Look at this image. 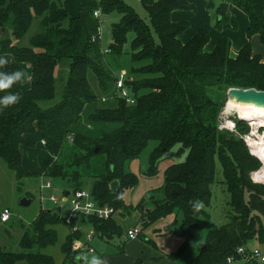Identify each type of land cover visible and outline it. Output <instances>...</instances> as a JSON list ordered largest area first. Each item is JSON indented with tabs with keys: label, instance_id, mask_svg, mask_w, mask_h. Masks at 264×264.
I'll use <instances>...</instances> for the list:
<instances>
[{
	"label": "trees",
	"instance_id": "obj_1",
	"mask_svg": "<svg viewBox=\"0 0 264 264\" xmlns=\"http://www.w3.org/2000/svg\"><path fill=\"white\" fill-rule=\"evenodd\" d=\"M50 1L0 0V26L6 25L10 31V36L0 39V54L13 58L1 71L20 70L18 64L26 62L31 74L29 87L15 92L22 97L19 104L0 111V160L6 168L16 179L39 176L21 167L18 150L19 145L31 144L23 134L37 130L45 150L53 157L41 176L67 181L72 190L83 188V181L90 178L92 198L99 205L117 208L122 205V190L137 181L134 174L124 170L125 162L136 158L149 140H156L144 172L153 175L158 161L177 144L185 155L164 168L160 186L163 196L152 198L148 206L136 205L142 227L180 212V223L172 231L180 242L167 256L180 258L189 246L192 231L204 226L216 160L220 165L219 181L228 195L226 221L205 233L189 264H226L228 257L240 258L236 249L251 239L264 243V181L250 179L260 161L239 137L248 126L234 119L233 131L219 129L220 104L205 93L207 87L264 90V60L250 52L249 43L231 56L229 40L221 36L206 52L203 46L208 32L203 28L181 43L177 36L186 29L187 22H172L169 13L174 9L194 11L187 0H138L148 23L122 0H77L75 17L67 14L65 5L48 12ZM228 3L247 16L246 37L256 33L264 44V0H218L214 9L216 27L222 21L236 27ZM205 7L212 8L210 0H205ZM96 9L100 14L119 15L110 25L109 52L119 54L131 32L129 57L132 62L145 61L131 68L137 78L125 80L135 95L133 104H126L112 93L114 77L100 49L99 18L92 15ZM34 17L42 29L32 34L26 45H17L15 42L26 35ZM62 21H66L65 26H55ZM64 59L68 60L65 83L59 99L53 101L54 68ZM90 77L95 80L97 94L90 86ZM99 95H108L109 100L96 106ZM48 102L52 103L46 105ZM67 140L71 150L62 157ZM112 181L116 186L110 189ZM29 193L25 192L28 199ZM194 203L198 207L194 208ZM58 222L64 224L54 212L39 209L29 229L22 232L18 250L0 248V264L20 260L25 264H52L50 255L41 249L54 244L53 225ZM91 224L102 238L121 234L110 218H92ZM70 240L67 233L61 243L67 257L71 254Z\"/></svg>",
	"mask_w": 264,
	"mask_h": 264
},
{
	"label": "rangeland",
	"instance_id": "obj_2",
	"mask_svg": "<svg viewBox=\"0 0 264 264\" xmlns=\"http://www.w3.org/2000/svg\"><path fill=\"white\" fill-rule=\"evenodd\" d=\"M128 4L132 9L141 17L145 22H149L146 11L143 9L142 5L138 0H122ZM212 3V8H206L203 10L198 7L199 3L194 2V13H186V20L188 21L189 28L192 29L197 25H201L203 29H206L210 34L216 31H221L226 25L227 21H222L218 27L215 26V17H212L214 13L215 6L218 0H210ZM205 3V0H204ZM64 5V4H63ZM230 7H235L231 3L228 4ZM237 8V7H236ZM228 10V8H227ZM208 14V20L206 18V12ZM229 12V11H228ZM118 14L116 12H110L108 14H99V44L101 51L103 52V59L109 70V74L115 77L120 71L128 79L137 78L136 74L131 73V68L143 64L145 61L132 62L129 57V42L132 37V33L129 32L126 36V41L122 45L121 52L117 55L106 52L108 49V43L110 41V25L112 22L118 20ZM188 28V26H187ZM186 28V29H187ZM34 28L31 26L29 33L33 32ZM28 33V34H29ZM153 38L156 40V36L152 32ZM66 70H64L65 78ZM90 86L98 93L95 80L90 77ZM226 91L227 88L219 87H207L205 88V93L213 100L220 104V111L217 116V123L219 129L229 130L228 127L234 126V119H238L237 114L233 111L228 113H223L225 101H226ZM112 93L113 86H112ZM101 98L104 100L102 101ZM109 100V96L99 95L96 102V106L104 105L105 102ZM231 121V124H230ZM244 123L248 126L250 123L246 119H242ZM264 124V120L262 122ZM249 128V127H248ZM264 134V127L258 128L257 134H255V139H259L260 136ZM251 138V137H250ZM156 140H149L146 146L140 151L138 156L132 160L126 161L124 164V170L134 174L137 178L136 184L132 188L123 189L121 192V203L122 205L115 208V213L113 215L116 225L122 230L120 240L119 236H112L109 239L102 240L100 238H93L90 245L95 249L97 254L106 256L109 260V264H134L136 258L145 260L146 264H151L153 261V256L155 251H172L175 248L176 237L172 233L176 229L181 220L180 212L174 211L164 218H158L148 225L142 227L139 220L140 210L136 206L141 203L143 207L148 206L152 198H161L163 196L161 190V184L163 181L162 173L165 166L183 160L185 153L178 150V145H173L160 159L157 163V172L153 175H145L144 172L148 167V157L150 151L156 146ZM34 174V173H33ZM252 175V173H251ZM250 175V177H251ZM220 165L216 160L214 162V182L210 185V201L209 205L205 207V211L208 216L205 218L204 226L200 229H194L192 231V238L189 243L188 250L183 253L182 257L177 260V264H189L190 260L195 257L198 252L199 246L205 233L212 227L221 225L225 223L226 217V202H227V192L225 191L224 184L220 182ZM36 177H21L16 179L13 172L8 170L3 163L0 162V209L6 207L9 212V218L6 222H0V248L3 250H18V241L22 232L29 229V224L33 220V216L37 214L39 209L49 208L54 209L52 204L38 206L37 201V187L35 182ZM251 179V178H250ZM50 189L44 190L43 195L47 193H53L59 196L60 192L63 190H72L70 186L65 187L64 180L52 179ZM254 181V182H262ZM91 183L90 178H86L83 181V188L85 190L89 189ZM29 191V203L26 205H20L19 200L25 197V192ZM65 208L60 210V214H64ZM53 212V211H52ZM32 219V220H31ZM28 221V222H24ZM138 223L140 227V234L135 239L125 240L124 233L127 227ZM166 227V228H164ZM56 233V239L54 244L48 245L43 248V252L50 255L52 259V264H72L68 259L72 256L67 257V255L61 250V243L68 233V229L64 227L61 222L53 225ZM165 230H164V229ZM83 230L87 229L82 228ZM124 231V232H123ZM121 241V243L119 242ZM124 241V242H123ZM155 245V246H154ZM247 249H258L264 250V243L259 242L257 238H253L247 242L245 245ZM157 250H156V249ZM123 250V251H121ZM76 259V257H75ZM134 259V260H133ZM170 259V258H169ZM174 260V259H172ZM73 262L83 264L82 261H77L73 259ZM81 262V263H80ZM141 262V261H140ZM234 262L239 263L235 260ZM244 263V262H243ZM14 264H25L24 261H17ZM155 264V263H153ZM246 264H260L256 262L246 263Z\"/></svg>",
	"mask_w": 264,
	"mask_h": 264
},
{
	"label": "crops",
	"instance_id": "obj_3",
	"mask_svg": "<svg viewBox=\"0 0 264 264\" xmlns=\"http://www.w3.org/2000/svg\"><path fill=\"white\" fill-rule=\"evenodd\" d=\"M187 1L190 4H192L193 6H195L194 3L195 4L199 3L198 7L202 8L203 10H205L204 0H187ZM63 4L65 5L67 14L70 17L77 16V14H78V1L77 0H51L49 2V4H48V12H52L56 8L62 7ZM227 8H228L229 13L232 15V17L236 21V27L232 28L230 23L227 21L228 25H226L224 27V29H222L221 31H216L215 33L210 34V35L208 33V40L205 43V45L203 46V50L206 51V52H210L212 50L213 46H214L215 40L218 37L224 36V37H226L229 40V45H230L229 46V54L231 56L234 55V53L242 45H244L246 42H248L249 46H250V52L252 54H254V55H258L261 60H264V44H262L260 42L258 34L253 33L248 38L246 37L245 29H246L248 20H247V16L245 15V13L242 10H240L239 8H236V6L235 7H230L229 5H227ZM194 12H195V8H194V11L174 9V10L170 11L169 19L172 22H176V21H179V20H184V21L188 22L186 20V15H187L186 13H191L192 14ZM263 13H264V10H263ZM212 17H215V13H212ZM206 18L208 20L207 12H206ZM65 24H66V21H62V22L57 23L55 26H65ZM31 26L34 28L33 32L29 33V30H28V32L26 33V35L22 39L17 40L15 42L17 45H26L28 38L32 34H34L36 32H39L42 29L40 27L39 23H38V19L35 18V17L32 20V23H31L30 27ZM187 26H188V28L186 27L187 29H184L177 36V39L181 43L186 42L196 32V30H198L200 28H203V27H201V25H197L196 27L190 29L188 23H187ZM6 36H10V31H9L8 26H6V25L0 26V39L3 38V37H6ZM0 56L6 57V59L9 62H13V58H12V56L10 54L1 53ZM67 64H68V60L64 59V60L58 62L56 64L55 68H54V99H53V101H57L59 99L60 95H61V91H62V88H63L64 83H65V79H66V75H65V78L63 79L64 70H66V74H67V69H68ZM18 65L20 67V70H22L25 73L26 79H25V81L22 84H17L11 90L13 93L21 91V90H24V89H27L29 87V81H30L29 78L31 76V74H30V66H29L28 63L21 62ZM0 71H1V69H0ZM52 102H48L46 105H49ZM23 137L26 140H28L31 144L29 146H25V145H19L18 146V150H19V153H20V165H21V167L24 170H26V171H28L30 173L38 174L39 176H41V174L44 171V169L53 160V157L45 150V148L43 146V141L41 139V134L37 130L32 132V133L23 134ZM70 150H71V144H70V141L67 140L66 143L64 144L62 150H61L62 157H66L70 153ZM0 162L3 163L1 160H0ZM156 172H157V169H156ZM38 177L35 178V182H37L36 183V187H37V184H38ZM52 179H55V178L54 177L50 178V180H52ZM64 183H65V187L69 186L67 181H64ZM65 192H67V191L63 190V193H65ZM44 205H48V204H44ZM38 206H41L39 202H38ZM46 210H50L51 211V208H49V206H47ZM0 211H1V209H0ZM115 211L110 216V219L114 222V224H116V221L113 218V215H114ZM35 216H36V214H35ZM35 216H33L32 219H34ZM166 216H164V217H166ZM164 217H161V218H164ZM24 222H28V221H24ZM131 226H138V223H136L134 225H131ZM131 226H129V227H131ZM64 227L67 230V227L65 225H64ZM129 227H127L126 230ZM164 228H166V227H164ZM121 233H122V230H121ZM120 236H121V234L119 235L118 240H120ZM95 238H100L102 240H106L105 238H102L99 235L96 236ZM125 240H132V239H126L125 238ZM175 241H176L175 248H173L172 251H174L176 249V247L178 246V244L180 242V238L176 237ZM119 242L121 243V241H119ZM187 250H188V248H187ZM121 251H123V250H121ZM168 253H170V251H165L164 252V251L158 249L157 252L155 251V255L153 256V261L151 262V264H153V263H155V264H177L178 263L177 260L169 259V257L167 256ZM72 257H73L74 260H76L73 255H72ZM73 259L70 261V262H72V264H79L77 262H73ZM136 260L141 261L140 264H146L145 260H143V259L141 260L140 258L137 257ZM235 260L239 261V263L234 262ZM230 264H244V263H243V261L240 258H238V259H234Z\"/></svg>",
	"mask_w": 264,
	"mask_h": 264
},
{
	"label": "built area",
	"instance_id": "obj_4",
	"mask_svg": "<svg viewBox=\"0 0 264 264\" xmlns=\"http://www.w3.org/2000/svg\"><path fill=\"white\" fill-rule=\"evenodd\" d=\"M99 14L100 13L98 9L92 12L93 17L96 18H99ZM106 52H109V50L107 49ZM125 80L126 77L121 71L114 77L113 95L116 98L122 99L126 104H133L135 95L125 84ZM101 100L103 101L104 99L101 98ZM220 127L222 126H219V128ZM248 127V131L244 134L239 135V137L248 147L249 152L260 161L258 156H256L252 151L253 145L250 143V141L255 139L253 137H255V134H257L258 128L264 127V124L262 123L259 125H252L251 123H249ZM228 129L231 131L234 130L233 123L231 127H228ZM261 166L262 162L260 161V167ZM250 178L252 181H254L252 179V176ZM50 187V178L39 176L36 197L41 206H43L44 204H52L54 207L52 211L62 220L64 225L67 227L68 233L71 235L69 246L71 254L74 257H77L81 251L93 249V247L90 245V242L94 237L98 236V233L95 232L91 224V219L94 218L99 220H106L110 218V216L115 211V208L107 204L99 205L92 198L89 189L85 190L84 188L69 190L66 193H63V191H61L59 196H56L50 192L46 195H43L42 192L44 190L50 189ZM64 208L66 211L64 212V214H60L59 211ZM9 215V210L6 207H3L0 211V222H6L9 218ZM82 220L83 223H81ZM86 226L87 229L83 230L82 228H85ZM139 233V226H131L125 231L124 238L135 239L139 235ZM236 253L239 254L240 259L244 262V264L251 262L264 264V250H249L246 248V246H240L236 249ZM233 260L234 258L228 257L226 259V264H230Z\"/></svg>",
	"mask_w": 264,
	"mask_h": 264
},
{
	"label": "bare ground",
	"instance_id": "obj_5",
	"mask_svg": "<svg viewBox=\"0 0 264 264\" xmlns=\"http://www.w3.org/2000/svg\"><path fill=\"white\" fill-rule=\"evenodd\" d=\"M230 111L235 112L238 117L250 121L252 125L262 124L264 120V105L261 102L248 96L240 97L232 90L229 91L223 113ZM250 143L253 145L252 151L262 162V166L251 176L254 181H260L264 178V134L259 139L251 140Z\"/></svg>",
	"mask_w": 264,
	"mask_h": 264
},
{
	"label": "clouds",
	"instance_id": "obj_6",
	"mask_svg": "<svg viewBox=\"0 0 264 264\" xmlns=\"http://www.w3.org/2000/svg\"><path fill=\"white\" fill-rule=\"evenodd\" d=\"M9 61L4 56H0V69H6ZM26 79L25 73L22 70L0 71V93H5L0 96V111L14 107L19 104L21 96L19 93H13L11 90L17 85L22 84ZM30 79V78H29ZM194 208L198 207L195 203ZM77 261H82L83 264H109L106 256L97 254L95 249L81 251L76 257Z\"/></svg>",
	"mask_w": 264,
	"mask_h": 264
},
{
	"label": "water",
	"instance_id": "obj_7",
	"mask_svg": "<svg viewBox=\"0 0 264 264\" xmlns=\"http://www.w3.org/2000/svg\"><path fill=\"white\" fill-rule=\"evenodd\" d=\"M230 90H232L235 94H237L240 97L248 96V97H250L252 99H255V100L261 102L262 105H264V90H256V89H253V88H245V89H242V88L230 87L226 91V100L229 97V91ZM238 119H240V120L243 119L244 120V118H240V117H238ZM115 186H116V182L115 181H112L110 183V189H113ZM28 203H29V199L26 198V197H23V198H21L19 200V204L20 205H26ZM81 223H83V220L81 221Z\"/></svg>",
	"mask_w": 264,
	"mask_h": 264
}]
</instances>
